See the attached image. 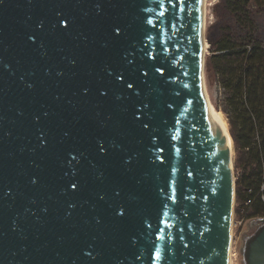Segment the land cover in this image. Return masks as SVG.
<instances>
[{
	"label": "water",
	"instance_id": "1",
	"mask_svg": "<svg viewBox=\"0 0 264 264\" xmlns=\"http://www.w3.org/2000/svg\"><path fill=\"white\" fill-rule=\"evenodd\" d=\"M204 8L0 0V264H230ZM257 223L244 264H264Z\"/></svg>",
	"mask_w": 264,
	"mask_h": 264
},
{
	"label": "trees",
	"instance_id": "2",
	"mask_svg": "<svg viewBox=\"0 0 264 264\" xmlns=\"http://www.w3.org/2000/svg\"><path fill=\"white\" fill-rule=\"evenodd\" d=\"M243 2L254 13L264 10V0ZM210 51L205 72L221 89L218 107L228 116L236 152V214L264 218V40L250 37Z\"/></svg>",
	"mask_w": 264,
	"mask_h": 264
},
{
	"label": "rangeland",
	"instance_id": "3",
	"mask_svg": "<svg viewBox=\"0 0 264 264\" xmlns=\"http://www.w3.org/2000/svg\"><path fill=\"white\" fill-rule=\"evenodd\" d=\"M212 4L204 8L206 14L205 19V44L208 48V41L210 48L206 49V56H208L212 49H221L227 45H234L243 39L250 37H257L264 40V10L259 13H254L243 2V0H210ZM209 33L213 36L212 39L208 36ZM205 87L207 97L211 103L212 108L217 112L224 113L225 119L230 129L229 119L227 114L218 106L222 103V93L219 84L214 77H208L205 72ZM233 162L235 179H237V169L235 167L236 152L234 147ZM233 164V163H232ZM236 200L235 198V212L233 217L232 228V250H233V264H243V255L241 247L243 244V237L256 230L259 223L257 218L251 220H239L236 214Z\"/></svg>",
	"mask_w": 264,
	"mask_h": 264
},
{
	"label": "bare ground",
	"instance_id": "4",
	"mask_svg": "<svg viewBox=\"0 0 264 264\" xmlns=\"http://www.w3.org/2000/svg\"><path fill=\"white\" fill-rule=\"evenodd\" d=\"M205 46H206V44H205ZM205 51H206V48H205ZM205 92H206V87H205ZM206 96H207V92H206ZM207 100H208V104H209V110L214 115V117L216 118V120L218 121V124L220 126L222 135H224L225 138H226V140H227V144L225 146V150H227L231 154V156H232V163H233V159H234L233 158L234 142H233V138H232V136H231V134L229 132L228 123H227V121L225 119L224 113L215 111L212 108L211 103H210L208 97H207ZM230 264H233V250H232V256L230 257Z\"/></svg>",
	"mask_w": 264,
	"mask_h": 264
},
{
	"label": "snow or ice",
	"instance_id": "5",
	"mask_svg": "<svg viewBox=\"0 0 264 264\" xmlns=\"http://www.w3.org/2000/svg\"><path fill=\"white\" fill-rule=\"evenodd\" d=\"M185 2H186V0H169V3L173 4L174 6L177 5V4H178L179 6H181V10H182V6L185 5ZM197 2H200V0H197ZM161 15H163V13H162ZM116 31L118 32L119 29H117ZM158 71H159V69H158ZM121 79H122V77H121ZM129 87H131V85H129ZM160 151H163V149H160ZM72 187L75 188L76 185L73 184ZM158 255H159V254H158V252H157V258H158Z\"/></svg>",
	"mask_w": 264,
	"mask_h": 264
},
{
	"label": "built area",
	"instance_id": "6",
	"mask_svg": "<svg viewBox=\"0 0 264 264\" xmlns=\"http://www.w3.org/2000/svg\"><path fill=\"white\" fill-rule=\"evenodd\" d=\"M214 1H216V0H214ZM208 3H209V6L212 4V2H210V0H205V8L208 7ZM205 14H206V13H205ZM205 16H206V15H205ZM205 20H207V18H206ZM231 256H232V246H231Z\"/></svg>",
	"mask_w": 264,
	"mask_h": 264
}]
</instances>
